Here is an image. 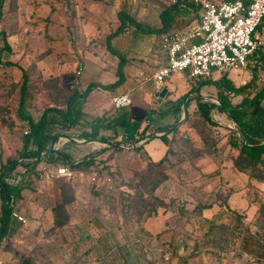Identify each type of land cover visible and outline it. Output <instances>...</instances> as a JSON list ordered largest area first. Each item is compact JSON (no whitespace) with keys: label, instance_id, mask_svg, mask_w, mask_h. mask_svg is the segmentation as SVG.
Masks as SVG:
<instances>
[{"label":"rangeland","instance_id":"obj_1","mask_svg":"<svg viewBox=\"0 0 264 264\" xmlns=\"http://www.w3.org/2000/svg\"><path fill=\"white\" fill-rule=\"evenodd\" d=\"M170 5V0H0L2 178L10 161L17 163L9 171L20 168L18 161L25 157L28 126L17 115L22 71L29 78L27 109L34 120L44 111L52 118L51 109L64 110L68 104L74 109L84 91L76 65L85 63V53L103 55L108 32L124 27L133 39L139 31L130 20L155 28L159 13ZM181 9L173 27L178 30L195 19L194 11ZM257 35L264 53V23ZM161 43L162 37L152 68L159 65ZM251 61L242 71L214 70L209 79L194 82L179 73L170 75L177 88L188 82L193 90L182 94L187 95L184 104L172 109L171 119L159 121L170 127L163 133L170 150L160 164L141 158L135 152L138 145L128 149L96 143L91 153L99 173L110 178L106 183H92L87 173L70 180L25 182L29 189L21 192L17 208L26 223L5 232L2 240L9 238L17 246L12 257L1 258L3 264H264V164L230 145L231 136L242 141V135L216 107L218 90L210 83L196 90L200 82H216L224 75L240 86L255 71L257 88L246 94L252 97L264 86V62ZM199 95L216 105L210 111L212 124L198 111ZM230 98L232 104L242 101L239 95ZM172 104L168 100L164 107ZM263 110L264 98L258 108L244 105L240 118L255 119ZM118 126H113L112 139L123 133ZM73 128L49 124L52 135L70 137L68 133L82 130ZM103 148L110 151L102 154ZM83 152L76 158L82 160Z\"/></svg>","mask_w":264,"mask_h":264},{"label":"built area","instance_id":"obj_2","mask_svg":"<svg viewBox=\"0 0 264 264\" xmlns=\"http://www.w3.org/2000/svg\"><path fill=\"white\" fill-rule=\"evenodd\" d=\"M170 1L171 4H178L180 7L194 11L195 19L189 27L173 29L163 34L161 43L163 61L151 77L146 79L152 81L156 90H160L167 77L173 73H186L188 78L200 80L209 79L214 70L223 74L228 71H242L248 66L249 59L253 60V55L260 50L262 42L257 35V28L264 23V0ZM188 3L195 6L190 7ZM131 104L132 100L127 92L111 97V105L114 109L129 107ZM216 104L219 102L216 101ZM139 133L137 131V135ZM125 136L126 132L123 131L119 137ZM147 139V136L138 137L137 140L125 145L128 149H133ZM70 140L73 139L60 136L57 145ZM96 143L98 142H94ZM98 144L106 146L105 142ZM48 150L55 152V148L47 149L40 151L37 158L19 159L20 168L6 176L5 183L21 188L31 179L39 181L73 179L76 175L82 176L85 173L96 185L110 180L109 177L101 175L95 166L87 171H79L61 163H40L39 157L48 154ZM17 202L18 196H12L7 202L10 208L9 227L13 221L26 223V219L17 208ZM0 264H3L1 259Z\"/></svg>","mask_w":264,"mask_h":264},{"label":"crops","instance_id":"obj_3","mask_svg":"<svg viewBox=\"0 0 264 264\" xmlns=\"http://www.w3.org/2000/svg\"><path fill=\"white\" fill-rule=\"evenodd\" d=\"M178 19H180L179 16L176 18V21ZM158 20L160 24L156 25L155 28H150V29L158 30L161 28L162 23L159 17ZM127 30L128 28L124 27L122 31H113L112 33L108 32V36H107L108 49L104 50L103 55H100L98 53L96 55L92 53H85L84 55L85 63L80 64L78 62L79 64L76 65V71L79 72L78 73L79 82L80 85L83 87V89H85L89 84L92 83H98L106 86L115 83L119 79L117 70L120 65L123 76L120 80V83L114 87H109L105 89L98 86L93 87L86 96L85 100L82 101L81 115L77 118L76 124L72 126L74 128L71 129V131L76 132L75 130L81 127L82 130L78 131L77 134H79V132L81 133L79 135L68 133L71 135V136L69 135L70 136L69 138L73 139L72 142L70 143L73 144L74 147H70L69 145H67L69 142L57 145V140L61 135H59L57 139H55L54 141L50 140L46 144L45 150L55 148L56 153H59V151H61L62 154L61 153L60 154L62 155L61 159L63 161L66 160L67 158L66 156H70L72 159H75V160H71L72 162H77L79 159H77L76 156L78 155L80 150H83L84 152L82 154H85L86 156L87 154L91 153V151L95 148L94 142H98V143L101 142L98 139L86 138L82 136V133L89 132L90 126L94 122V120L100 118L103 115L106 116L107 119L104 120V122H101L102 128H100L99 130V136L101 137L111 136L113 132L114 124H115V128L119 127L118 125H121L120 130H122L123 132L125 130L124 124L125 121L127 120L126 118L122 117L120 121L111 123V121L115 118L114 117L115 114L121 115L122 113H126L130 121H139L140 126L138 131L141 132L144 128H146L145 131L146 136L148 133L152 132V130L155 129L154 136H152V138H148L145 143L141 144L140 152L136 150L137 147L135 148V152H137L139 156H141V158L142 157L146 158L148 161H158L166 155L167 147L160 139V137L162 136L163 133H165L162 131V127L167 126V122L159 123V121L161 122L163 120L166 121L168 119H171L172 109L176 105L177 106L179 105L180 107L184 104L183 103L184 99L182 102L180 101V99L184 96L182 94L190 88H191L190 90H193V87L188 85L187 82L186 86L183 89H179L177 88V86H175V83L170 80V76H169L167 77L163 87L160 90H156L152 81L146 79L150 78L153 72L157 68V67L152 68V64L153 62L155 63L157 61V59L154 58V55H156L155 51L156 52L159 51V49L156 48V46L158 39L163 36L164 32L162 31L143 32V30L136 27V31L139 32L132 39L131 36H128L129 31ZM130 37L132 41L129 43L127 38ZM100 57L102 58L107 57L108 60L107 61L106 59L101 60ZM118 57L119 58L121 57V60ZM162 61H163L162 50L160 48V59L158 61L159 64ZM179 74L185 76L186 79L188 78L186 73H179ZM188 79L191 82L198 80V79H190V78ZM202 87L203 86H201L200 89ZM125 92L129 93L132 100V104L129 107L114 109L111 105V97L115 94L125 93ZM168 100L173 102L172 104L173 106L164 107L165 102ZM148 117L152 118V120L151 122H148L146 124L145 118L148 119ZM57 119L59 120L60 118ZM81 122H83V124H86V126L82 127L80 124ZM156 130L158 132L160 131V134H156L157 133ZM74 139L78 140L79 142ZM106 145L109 146L108 143H106ZM31 147H29V149ZM34 148L35 147H33V149ZM102 150H103V152H101L102 154L104 153L106 154V152L110 151V150H105L104 148ZM50 153H54V152H49V154ZM56 153L55 156L57 155ZM39 158H40L39 159L40 163L48 162L45 156ZM51 163L60 164L56 162H51ZM77 176L79 175H76L73 179H75ZM61 179L70 180L66 178H59V179H54L52 181L61 180ZM30 181L43 182L33 179H31ZM28 189H29L28 186H25L20 191L18 198L20 197L22 191H28ZM1 201L2 200L0 197V202ZM20 203L21 200L19 204ZM1 216H2V212L0 213V217ZM20 224L23 223L13 221L11 223V226L9 227V223H8L5 230L7 235H9L11 231V227ZM0 228H1V223H0ZM5 232L3 233L2 230L1 233H3V236ZM13 246H17V243H14L11 239L9 238L4 240L1 239L0 259L1 258L6 259L12 257L14 254V252L12 251Z\"/></svg>","mask_w":264,"mask_h":264},{"label":"trees","instance_id":"obj_4","mask_svg":"<svg viewBox=\"0 0 264 264\" xmlns=\"http://www.w3.org/2000/svg\"><path fill=\"white\" fill-rule=\"evenodd\" d=\"M188 6L194 7L195 5L192 3H188ZM181 10L182 9L178 4H172L169 7L162 10L159 14V18L162 23V26L158 30L146 28L141 23H138L134 20H130V19L129 20L133 24H135L137 28H140L141 30H143V32L162 31L166 33L174 29L173 26L176 22V18L181 15L182 13L180 12ZM261 27L262 26H259L257 30H260ZM2 35H3L5 45L8 47L6 36L4 33H2ZM253 56L254 58H256L255 63L260 62V61L264 62V53H262L261 51L258 50ZM251 59L252 58L249 59L248 65L252 63ZM8 64H12V63H8ZM117 73H118L119 79L115 83L111 85H107V86L101 85L98 83L89 84L82 93L80 92L78 96L82 99V101H84L86 96L88 95V93L93 87L98 86V87L105 89V88L116 86L117 84L120 83V80L123 76L121 65L118 67ZM256 79H257V75L255 71H253L251 75V79L248 82L240 86H235L234 83L229 78H227L225 75L216 82H213L211 80L202 81L199 83V87L196 90L198 91L200 87L203 86L204 84H207V83L213 84L215 88L218 90L217 99H218L219 104H217L216 106L214 103L205 102L202 100L200 95L197 96V98L195 99V103L198 108V111L200 112V115L206 121L210 122L211 124L213 123V121L211 120L210 111L213 107L216 106L221 112L226 113L227 116L237 124L238 130L240 131L242 135V141H239L236 135L231 136L229 140L230 145L234 148H238L242 155L246 156L254 163L264 164V143H263L264 110L260 113V116L255 119L251 118L247 120H242L240 118L244 105L249 103V104H253L255 108H258L261 100L264 98V86L261 87L252 97L246 96L249 90L257 88ZM28 82H29L28 74L25 71H22L21 83L19 87L20 95H19V103H18V108H17V115L21 120L25 121V123L28 126V129L23 137V149H24L23 155H25V157L27 158H34V157L37 158L40 151L46 149L45 148L46 144L50 140L54 141L58 137V135H52L50 133L49 124L55 123L59 125V127L62 129L70 130V128L74 124H76L77 118L81 115L82 102L78 104L74 109L73 107L71 108L69 104L64 110L56 109V108L51 109V111L54 114L52 118H47L46 111H44L38 120H34L30 112L27 109V101L30 95L28 91L29 90ZM231 95L241 96L242 101L237 104H232L231 98H230ZM186 96L187 95H184L180 99V101L182 102L184 97ZM72 97L73 96H70L69 100H71ZM122 117L127 119L124 124L125 126L124 132H126V136L123 138L112 139L111 137L99 136V130L100 128H102L101 122H104V120L107 119V117L104 115L98 119H95L94 122L90 126V131L83 132L82 136L86 138L98 139L101 142L108 143L109 147H113V148H116L117 146L122 145V144L124 145L129 144L131 141L137 140L138 137L145 136L146 128H144L137 135L140 122L130 121L126 113L117 115L111 121V123L120 121ZM57 118H60V119L58 120ZM169 129L170 127L168 126L162 127L163 132H167ZM160 139L163 141V143L167 147L166 153H168L170 150V147L168 145L166 135L165 134L162 135ZM29 147L31 148L29 149ZM33 147L35 148L33 149ZM136 150L140 152L141 145L137 147ZM99 152H103V150L101 149ZM55 153L56 152L45 154V158L48 160V162L67 164L71 169L81 170V171H87L91 167L95 166L94 165L95 163L94 156L96 155L95 153L94 154L89 153L82 160H79L77 162H72L67 158L66 160L63 161L61 159L62 155L60 153H56L57 155L55 156ZM165 156L158 161H149V164L158 165L161 163L163 159H165ZM16 163H17L16 160L10 161L9 166L4 168V171L8 170L7 175L5 174L6 176L12 174L15 171V168H13V170L11 171H9V169ZM2 175H4V173H0V197L2 200V216L0 217V223H1L0 241L3 238V233L5 232L7 224L9 222L10 208H9V205H7V202L12 196H18L20 191L25 187L23 185L21 188H17L16 186L5 183L4 178L6 176L2 178ZM2 230H3V233H1Z\"/></svg>","mask_w":264,"mask_h":264}]
</instances>
